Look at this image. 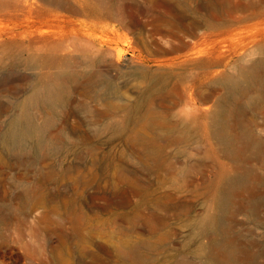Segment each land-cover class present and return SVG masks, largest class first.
<instances>
[{
  "label": "rangeland",
  "instance_id": "rangeland-1",
  "mask_svg": "<svg viewBox=\"0 0 264 264\" xmlns=\"http://www.w3.org/2000/svg\"><path fill=\"white\" fill-rule=\"evenodd\" d=\"M47 84L61 100L31 111L54 119V148L0 145V264H135L116 247L147 238L156 264H264V0H0V132ZM228 90L232 157L213 119ZM144 123L182 135L167 145L179 161L162 175V219L136 195H99L154 197L156 176L128 166ZM239 172L250 180L221 206L213 190Z\"/></svg>",
  "mask_w": 264,
  "mask_h": 264
},
{
  "label": "bare ground",
  "instance_id": "bare-ground-1",
  "mask_svg": "<svg viewBox=\"0 0 264 264\" xmlns=\"http://www.w3.org/2000/svg\"><path fill=\"white\" fill-rule=\"evenodd\" d=\"M211 8L213 11H218L219 3L216 2L211 4ZM215 33H217V31ZM95 45L96 44H93V47L89 45V50H99L100 47L96 49L94 48ZM57 47V50L54 49L53 53L60 52L65 46L63 43L59 42ZM48 54L50 55L51 52H48ZM41 78L45 79V76H41ZM226 83H230V85L233 86L235 85L233 79L227 78ZM62 96L63 92L58 89L56 84H47L44 89L34 88L33 93L28 98L16 101L14 108L17 109L18 112H13L8 115L6 119V128L0 132V145L3 150L14 154L27 150L31 146L34 148L35 152L39 154L52 150L55 141L48 138L47 134L48 127L54 126L55 121L53 118H49L42 123H38L35 115L31 111V107L39 100H42L49 107H53L56 102L61 100ZM231 97H233V92L228 90L225 97L217 102L213 112L214 134L226 144L225 151L229 157L238 155V151L231 146L232 137L227 127L229 108L225 102H228ZM116 124L120 127L122 122L117 121ZM180 133L176 124L169 125L160 131L154 130L152 133L148 131V123H144L135 129L129 146L137 160L131 161L128 166L131 170H134L135 174H154L157 182V187L155 188L156 193L153 198H148L147 195L151 196L153 190L145 184L143 185L148 189L136 190L130 188L126 191L128 196L120 195L116 187L101 189L99 190V195L107 202L108 207L128 206L133 202L132 196L136 195L139 198L137 204L141 203L144 205L143 213L145 215L150 218H165L166 214L164 213V215L161 213V210L167 211L168 208L161 199V191H159V188L164 180L162 177L163 173L166 170L176 169L175 162L179 161V156L176 152L168 151L167 145L178 142L182 136ZM172 159L175 160L173 161ZM249 180L250 175L246 172H239L231 177H227L223 174L219 179L218 187L213 190L212 195L221 206H226L232 197L235 187L237 188L240 185H244ZM140 226L142 227V225L137 227ZM116 248L119 249L126 258L129 257L135 264L158 263V258L153 257V252L157 248V245L155 241L150 240V238L131 244L125 242L119 244ZM221 256L223 257L222 262H226L225 256L223 254H221ZM178 264H182V260L179 261Z\"/></svg>",
  "mask_w": 264,
  "mask_h": 264
}]
</instances>
